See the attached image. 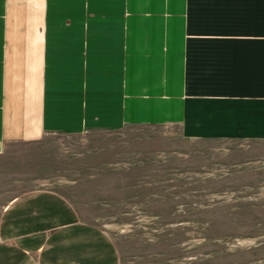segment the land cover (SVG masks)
I'll return each instance as SVG.
<instances>
[{
  "label": "crops",
  "instance_id": "1",
  "mask_svg": "<svg viewBox=\"0 0 264 264\" xmlns=\"http://www.w3.org/2000/svg\"><path fill=\"white\" fill-rule=\"evenodd\" d=\"M121 1L0 0V155L44 134L133 126L264 142V0H146V19L119 17L112 9L131 10ZM0 264L119 255L64 197L40 190L0 211Z\"/></svg>",
  "mask_w": 264,
  "mask_h": 264
},
{
  "label": "rangeland",
  "instance_id": "2",
  "mask_svg": "<svg viewBox=\"0 0 264 264\" xmlns=\"http://www.w3.org/2000/svg\"><path fill=\"white\" fill-rule=\"evenodd\" d=\"M127 1L119 17H149L146 0ZM40 190L103 231L119 264H264V142L189 141L156 125L9 144L0 211Z\"/></svg>",
  "mask_w": 264,
  "mask_h": 264
}]
</instances>
